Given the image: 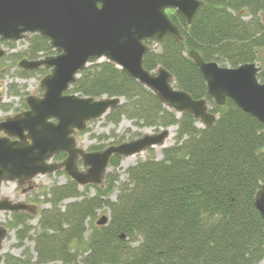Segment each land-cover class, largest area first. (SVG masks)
<instances>
[{
	"label": "trees",
	"instance_id": "trees-1",
	"mask_svg": "<svg viewBox=\"0 0 264 264\" xmlns=\"http://www.w3.org/2000/svg\"><path fill=\"white\" fill-rule=\"evenodd\" d=\"M201 1L204 5L190 25L177 12L170 14L181 29L182 40L165 39L157 50L146 54L144 67L150 71L162 67L171 73L177 89L207 101L216 122L202 127L192 115H178L165 107L152 91L113 63L91 61L72 85L71 94L95 100L121 98L123 103L107 114L108 123L118 125L126 117L158 131L176 127L175 143L162 149L161 159L153 155L130 166L126 181L105 176L104 188H98L95 196L88 195L89 185L80 187L72 179L44 191L43 202L50 206L39 211L34 235L33 213L9 214L6 228L15 231L18 246L32 241L35 256L17 258L6 253L0 255V264L264 261V219L255 206V196L264 185V125L230 99L224 106L217 105L188 56L194 49L205 61L227 68L259 61L264 49V0ZM55 54L48 40L31 35L26 49L0 59V82L11 74L12 65L6 71L3 66L6 61L18 66L23 59ZM18 71L23 79L50 72L19 67ZM258 79L264 82V67ZM22 107L27 109L25 102ZM99 150L98 146L88 149ZM65 158L60 153L53 160L60 163ZM121 160L114 155L109 167L118 168ZM116 190V199L111 200ZM69 199L75 200L65 203ZM102 209L109 210L108 222L96 226L91 222Z\"/></svg>",
	"mask_w": 264,
	"mask_h": 264
},
{
	"label": "water",
	"instance_id": "water-1",
	"mask_svg": "<svg viewBox=\"0 0 264 264\" xmlns=\"http://www.w3.org/2000/svg\"><path fill=\"white\" fill-rule=\"evenodd\" d=\"M203 5L201 0H0V43L19 42L37 34L57 51L53 56L19 62L24 70L46 68L50 73L41 80V97L27 96V110L0 121V193L5 182L24 184L60 170L80 187L102 185L114 155L126 158L165 146L169 129L96 152L78 146L76 133L123 102L121 98L95 100L69 94L91 61L113 63L152 91L168 109L192 115L202 127L212 126L217 116L205 99L196 100L177 89L173 75L164 68L150 71L144 67L151 50L148 42L182 40L181 29L167 10L177 12L190 25ZM5 55L0 44V59ZM188 56L217 105L224 106L230 99L264 125V82L258 79L261 69L256 63L227 68L205 61L194 49ZM60 153L66 154L65 160L51 163ZM80 163L86 172L80 170ZM255 206L264 219V185L255 196ZM29 209L21 202L0 201V212ZM108 219L102 216L96 223L104 225ZM8 235V229L0 225V252Z\"/></svg>",
	"mask_w": 264,
	"mask_h": 264
},
{
	"label": "rangeland",
	"instance_id": "rangeland-1",
	"mask_svg": "<svg viewBox=\"0 0 264 264\" xmlns=\"http://www.w3.org/2000/svg\"><path fill=\"white\" fill-rule=\"evenodd\" d=\"M245 19H248V17H245ZM30 37L31 35H28L24 40L14 42L15 46L13 48L7 46L6 42L1 43V46L3 47V49H5L7 53H17L23 51L28 47V41ZM157 46V44H154L152 49L157 50ZM102 61L103 60H99L97 62ZM9 64L12 65V68L10 70L11 74L10 76H7L2 82H0V96L3 97V102L0 103V121L8 117L15 116L16 114L25 110L22 107V103L25 102V98L27 96L33 95L41 97L43 95V91L40 88V83L44 76L39 73H36L34 76L28 79H23L19 77V65L14 66L13 64H11V61H6V63H4L3 66L5 67V71L8 69ZM256 65L260 69L264 67V49H262V51L260 52L259 61H256ZM16 92L17 96L15 95ZM5 108H7V110H5ZM106 116L107 115L88 123L85 131L76 133L75 138L80 148L88 150L91 146H98L100 147L99 151H101L111 145H119L122 143H127L139 139L144 134L158 133L157 128L137 125L133 120H130L126 117H123L118 125H113L108 123ZM171 128L174 130L170 132V135L167 138L164 147H156L139 155H134L126 158L122 157L120 166L116 169L109 167L106 176H116L119 177V181H126L127 169L130 166L135 165L139 160H145L146 158L153 155L157 159H161L162 149L165 147H169L175 143V135L177 128ZM118 141H121V143L118 144ZM157 149H159V151ZM151 151L153 152L152 154ZM53 162L55 161L53 160ZM79 166L81 171L86 172V168L81 163L79 164ZM69 179L71 178L67 175V173L64 170H60L54 174L40 175L35 177L33 180L30 181L28 185H26L27 189H25V187H21L17 182H5L3 184L0 198H5L13 202H21L31 206H36V210L33 213V216H35V218L31 220V225L34 227L31 234L34 235L37 231L36 227L39 219V211L42 208H47L50 206L49 204L43 202L45 199L43 196V192L49 191L50 188L53 186L66 184ZM104 185L105 180L102 185L90 186L88 195L95 196L98 188L103 189ZM29 187H31V189H28ZM117 194L118 190L114 192L110 199L115 200ZM74 200L75 199H69L65 201V203H69ZM39 201H41V203ZM109 215L110 213L108 209L99 210L97 211V217L91 223L97 226V220H99L102 216L109 217ZM9 219V213L0 212V225L6 227L7 221ZM91 223L88 224L89 231L86 234V237H88V234L90 232ZM6 253H10L17 258H22L25 255L32 256L34 258V243L30 240H26L23 245L18 246L15 231H11L7 239L3 243L0 255Z\"/></svg>",
	"mask_w": 264,
	"mask_h": 264
},
{
	"label": "flooded vegetation",
	"instance_id": "flooded-vegetation-1",
	"mask_svg": "<svg viewBox=\"0 0 264 264\" xmlns=\"http://www.w3.org/2000/svg\"><path fill=\"white\" fill-rule=\"evenodd\" d=\"M168 12V14L170 15V14H172V13H176L175 11H173V10H168L167 11ZM34 179V178H33ZM33 179H31V180H33ZM30 180V181H31ZM30 181H28V182H26V183H24V184H19L21 187H25V189H27L26 188V185H28L29 183H30ZM3 188V187H2ZM28 189H31V187H29ZM1 193H2V189H1ZM1 193H0V195H1ZM3 200H7V199H5V198H0V201H3ZM10 201V200H9ZM11 202H13V201H11ZM13 203H16V202H13ZM28 205V204H27ZM29 207H30V209L29 210H20V211H27V212H30V213H34L35 212V210H36V206H31V205H28ZM4 212V211H3ZM15 212H17V211H15ZM7 213H9V214H11V213H13V212H7ZM2 226V225H1ZM5 227V226H4Z\"/></svg>",
	"mask_w": 264,
	"mask_h": 264
},
{
	"label": "bare ground",
	"instance_id": "bare-ground-1",
	"mask_svg": "<svg viewBox=\"0 0 264 264\" xmlns=\"http://www.w3.org/2000/svg\"><path fill=\"white\" fill-rule=\"evenodd\" d=\"M174 129L170 128V132L173 131ZM157 148H162V147H157ZM159 151V149H157Z\"/></svg>",
	"mask_w": 264,
	"mask_h": 264
}]
</instances>
